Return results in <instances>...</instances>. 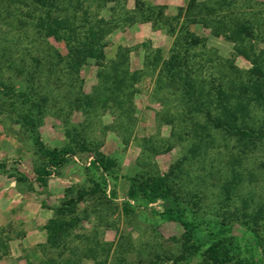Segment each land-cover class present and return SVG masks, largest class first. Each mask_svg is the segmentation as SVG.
I'll list each match as a JSON object with an SVG mask.
<instances>
[{
  "label": "rangeland",
  "instance_id": "1",
  "mask_svg": "<svg viewBox=\"0 0 264 264\" xmlns=\"http://www.w3.org/2000/svg\"><path fill=\"white\" fill-rule=\"evenodd\" d=\"M225 1L232 5L223 3L214 16L250 21L253 37L244 44L264 48V0ZM32 2L0 0V162L6 164L0 172V251L4 263L207 264L198 257L177 262L182 228L151 212V207L162 209L160 201L149 206L126 199L129 178L165 173L175 193L191 203L199 216L232 215L233 234L241 242L257 240L264 251V139H255V146L246 148L228 138L206 123L203 113L184 105L179 80L171 83L162 71V61L170 57L179 33L187 28L201 42L188 54L180 47L175 51L199 67L202 81L217 79L225 60L243 75L251 64L235 56L233 43L214 37L199 22L190 23L202 16L190 17L188 0H81L78 15L87 9L90 19L105 22L104 65L110 67L115 61L138 74L129 90L121 93L131 94L130 99L124 97L123 110L111 101L76 106L82 95L98 93L102 66L88 58L74 73L64 62L55 63V52L66 55L65 44L36 35L30 18ZM179 8L183 10L176 20ZM4 51L9 56L4 57ZM156 57L159 61L153 63ZM36 69L35 86L48 97L41 138L49 147L71 145L75 150L68 163L51 173L46 187L36 182L33 172L42 158L21 126L20 99L4 93L7 88L25 89ZM250 115L253 127L264 125V112L258 107L251 106ZM99 157L116 163L111 175H102L104 183L102 173L90 167ZM233 171L241 174V182L227 197L223 187ZM82 191L83 199L69 212L68 200ZM257 211L261 216L254 235L249 227ZM54 217L65 222L66 230L48 243L45 226Z\"/></svg>",
  "mask_w": 264,
  "mask_h": 264
},
{
  "label": "trees",
  "instance_id": "2",
  "mask_svg": "<svg viewBox=\"0 0 264 264\" xmlns=\"http://www.w3.org/2000/svg\"><path fill=\"white\" fill-rule=\"evenodd\" d=\"M31 23L39 37H53L62 40L67 50L66 55L58 52L53 54L55 63L64 62L66 67L78 73L79 67L88 58L95 60L98 66H102L100 72V85L98 93L87 96L82 95L76 99V106H91L99 103L113 102L115 106L123 110L124 97L121 93L129 90L128 87L136 80L138 72H130L128 67H119L115 61L111 66H105V55L102 50L101 40L106 34L105 22L95 17L90 19L87 9H82L81 0H32ZM226 2L227 7L232 5L231 1L208 0L198 2L188 0L187 11L192 16H202V19H192L190 23H200L209 28L214 37L222 36L233 43L235 56H241L250 64V69L245 74L238 71L236 66L228 60L223 61L225 68L220 70V76L206 83L199 78L198 69L188 64L187 57L175 51L176 47L184 48L188 54L189 50L197 46L201 41L190 31L186 30L182 35L179 33L178 45L172 49V54L162 61V71L169 81L179 80L181 89V100L190 111L201 112L206 116V123L221 130L225 135L246 148L255 146V139H264V125L255 128L249 122L251 106L258 107L264 112V48L257 49L251 44L244 42L253 37V24L246 19L235 17L225 21L217 19L214 14L216 9ZM137 6V4H136ZM179 8L176 14L178 20L182 13ZM4 57L9 52H3ZM9 58V57H8ZM1 59V55H0ZM147 62V57L146 60ZM144 61V62H145ZM156 57L153 63H158ZM145 62V64H147ZM230 78H226L227 75ZM37 69L27 79L25 89L13 91L7 88L6 96L17 97L23 107L20 115L21 126L29 133L31 142L36 153L42 158V163L33 167L36 182L41 187L47 186L48 177L52 172L57 173L71 156L74 147L71 145L57 148L47 146L39 131L42 125L44 112L48 97L42 95L35 86V75ZM241 73V74H240ZM0 75V92L3 86ZM215 82H217L215 84ZM172 83V81H171ZM125 97V98H126ZM253 124V123H252ZM116 163L111 158L99 157L97 161H91L90 167L100 171L101 182L105 179L103 174H112ZM6 168L4 162H0V172ZM129 186L126 191L127 201L141 200L146 205H153L157 201L162 203L160 211L151 207V212L160 220L178 223L182 228L180 238V254L177 262L188 263L198 257L207 264H264V251L260 248L257 240L241 242L233 234L234 217L230 214L223 215L217 219H205L193 210L191 203L183 201L175 193L174 187L169 181V174H155L150 176H137L128 179ZM241 182V174L232 172L231 179L224 183L223 190L227 194L233 192ZM98 187L100 183H95ZM84 192H80L76 198L68 200L69 212H73L77 203L83 199ZM125 209L127 206V203ZM195 206V205H194ZM260 211L254 215L253 227L249 231L257 235V220ZM65 222L54 217L48 221L45 230L48 235V243L56 236L65 232ZM258 238V236L256 237ZM257 244V245H256Z\"/></svg>",
  "mask_w": 264,
  "mask_h": 264
},
{
  "label": "crops",
  "instance_id": "3",
  "mask_svg": "<svg viewBox=\"0 0 264 264\" xmlns=\"http://www.w3.org/2000/svg\"><path fill=\"white\" fill-rule=\"evenodd\" d=\"M39 235H40V237H42V234H41V232H40V234H39ZM0 236H1V235H0ZM10 236H11V237H15V236L9 235V237H10ZM33 236H35V235H33ZM36 236H37V235H36ZM42 239H43V237H42ZM40 241H42V240H40ZM12 256H15V254H14V253H12ZM16 256H17V255H16ZM4 261H5V260H4L3 256H2V253H1V251H0V264H5V263H4ZM7 264H8V263H7Z\"/></svg>",
  "mask_w": 264,
  "mask_h": 264
}]
</instances>
